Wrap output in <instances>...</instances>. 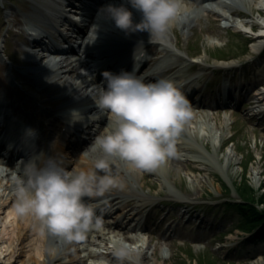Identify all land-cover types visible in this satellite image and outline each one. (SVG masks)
Masks as SVG:
<instances>
[{
	"label": "rangeland",
	"instance_id": "1",
	"mask_svg": "<svg viewBox=\"0 0 264 264\" xmlns=\"http://www.w3.org/2000/svg\"><path fill=\"white\" fill-rule=\"evenodd\" d=\"M258 1L248 3V12L243 11L242 5H237L242 10L234 11L233 17H236L235 20L239 24L237 28H224L223 21L217 23L213 20V14L200 10V14L187 28L175 25L164 33L165 40L171 46H175L178 40L179 45L184 46L190 53H197V56L206 60L215 62L219 57H237L234 60L241 63L236 69L240 75L233 82L246 83L244 87L248 88L245 89L251 90L246 103L252 102L253 108L258 106L259 102L257 97L251 101L255 95L252 91L264 86V49L260 48L263 49L261 52L260 49L251 51V45L257 38L248 31L250 23H259L255 28L258 33L263 27L264 10H259L264 7H259ZM8 13L6 5L0 7V22L3 23L0 27V37L8 26ZM242 19L247 20L249 24L243 27ZM176 30L180 31V37L175 36ZM246 111L252 114L254 112L251 108ZM248 112L231 114V120L226 125L221 124L220 118H217V124L221 125L219 138L223 141L219 145L218 138V143L213 146L211 140H207L208 151H204L214 162L178 159L175 162L178 167L173 170L169 180H163L157 174H148V170H141L142 179L139 177L138 180L140 183L145 181L141 190L159 203L147 218L144 216L145 224L142 228L145 232H138L142 235L151 234L149 239L154 247L152 254L148 251L151 255L146 258L145 263L150 264L152 258H156L164 264H208L213 259H218L219 264L223 259L234 264H264V242L249 241L247 235L237 229L239 212L225 205L229 198L235 201L240 199L236 190L237 183L241 190L247 192L246 195L258 199L262 193L264 198V114L251 115ZM194 142L197 146L205 145L201 140ZM173 155L177 158L181 156L180 152ZM170 189L174 193H171ZM179 205L188 206V209H191L190 215L184 213ZM148 211L149 209H146V214ZM188 216L191 217L187 220ZM125 246L127 243L122 246L124 251L135 254L143 252L140 247ZM11 255L12 251L9 250L6 255L9 264H21L22 255ZM103 262L126 264L122 260L109 262L100 259V263Z\"/></svg>",
	"mask_w": 264,
	"mask_h": 264
},
{
	"label": "clouds",
	"instance_id": "2",
	"mask_svg": "<svg viewBox=\"0 0 264 264\" xmlns=\"http://www.w3.org/2000/svg\"><path fill=\"white\" fill-rule=\"evenodd\" d=\"M142 13L133 20L132 11L124 4H108L104 11L125 31L147 30L162 35L182 18L184 0H128ZM106 85L91 93L96 111L87 121L106 114V123L79 154L89 157L93 167H69L54 152L34 153L27 161L14 166L17 214L33 216L42 233L70 241L86 231L96 216L98 205L89 198L102 196L119 186L113 164L124 161L139 170H153L173 155L185 122L191 117L190 102L181 85L169 78L149 80L138 70L120 73L105 70ZM79 108L69 109V122L85 121ZM27 135H37L34 128ZM55 145V142H54Z\"/></svg>",
	"mask_w": 264,
	"mask_h": 264
},
{
	"label": "bare ground",
	"instance_id": "3",
	"mask_svg": "<svg viewBox=\"0 0 264 264\" xmlns=\"http://www.w3.org/2000/svg\"><path fill=\"white\" fill-rule=\"evenodd\" d=\"M264 0H259L258 4L259 7H264ZM239 2L246 11L250 10V7L248 8V3H252L253 0H229V1H223L220 2L218 0H202L199 1V5L201 8H206L207 10L211 12H217L223 18L228 21H232V13L238 9L235 6V3ZM206 4L209 3V5L214 4L212 7H207ZM205 5V7H202ZM126 7H129L125 5ZM253 6H255V3H253ZM194 9H188L186 6V11L182 13V18L178 19L176 22L177 24H181L182 27H186L189 22V17H191V12H196ZM231 15V16H230ZM44 23H48V21H44ZM237 26L239 25L238 22ZM243 24V22H242ZM92 30L91 34H84L79 42V51L80 53H83L84 56L91 57L92 58V64L91 66H103V65H112L116 64L117 66H124L126 68H129L132 64L136 62V60L140 57L139 54V44H136V47L130 48L127 45H124V41H126V37L123 34H119L115 31H109V32H103L100 31L98 28L95 29L93 27V24L90 25ZM98 26H103L105 29H107V26L103 25V23H99ZM132 35V34H131ZM158 38V37H156ZM256 41L252 44L255 46L254 50H257L260 47V44H264V26L261 29V33L259 36L256 37ZM150 39V38H148ZM159 39V38H158ZM257 40H259V43H257ZM162 43H164L162 40H160ZM102 43V44H100ZM52 44V43H49ZM165 44V43H164ZM108 45V46H106ZM165 49L169 51V54L173 59L178 60L181 55L177 52L172 51L169 49L171 46H168V44H165ZM156 46H154L155 49ZM153 47L150 48L152 51ZM156 51V49H155ZM179 57V58H178ZM185 60V59H184ZM69 61H64L62 64L68 65ZM164 63V62H163ZM60 64V63H59ZM230 64V63H227ZM77 68L76 72H79V75L76 73L75 75H72V77H56L53 78L52 81L58 82L60 85H70L74 83L77 86L78 94L82 93L83 91L89 92L92 88L89 86L90 82L88 81V78H85V75L90 70V66L86 64V60L81 58H78V61L76 63ZM49 68H51V74L52 76H56L55 69L52 63L48 64ZM175 73V70L172 71ZM188 74L185 72L184 68L176 69V76L180 77L173 79L177 81L180 85H182L183 79L188 78ZM58 79V80H57ZM154 80V78H151ZM52 83V82H51ZM50 84V82H49ZM261 99L258 102H261L264 100V90L260 92ZM92 107H95V104L92 100L89 99L88 104L86 105V119L83 121V123L88 124L89 121H87V114L91 112ZM259 108L257 111H255V114H261L264 112V104L259 105ZM192 111L191 117L185 122L184 129L182 131V134L177 139L176 142V151L181 152L180 158L176 157L175 155H171L166 158L163 162L160 163L158 167H156L153 170H149L151 174H157V176L161 177L163 180H169L168 178L171 177V174L175 168L178 167V165L175 163L178 161V159L183 160H194L198 162L207 163V161L214 162L211 157L206 156V151L208 144L206 141L211 140L213 146L216 145L219 135V129L221 127L220 123L225 125L230 120V117L228 114H223L220 119V123L217 124V118L213 117L212 113L209 114L208 112H196ZM107 118H109L107 115L103 117L104 124L107 121ZM214 119V121L212 120ZM217 124V125H216ZM103 128V126L101 127ZM100 130L98 129V132ZM187 135V137H186ZM195 138L196 140H193ZM220 139V138H219ZM200 140L205 143L203 146H197L194 141L200 142ZM222 139H220L219 142ZM205 148V149H203ZM201 151L199 154H195ZM208 151V150H207ZM195 152V153H192ZM31 158V157H29ZM76 165V167L84 168V169H90L93 167V161L89 157H80L79 155L73 159V167ZM113 174L119 177L120 184L119 186L113 187L110 191L105 193L102 196H97L93 198H89L92 202H95L98 207L96 211V216L93 218L92 224L89 226V228L86 230V232H83L82 235H80L77 238H74L70 241H66L65 245L63 246V250H60L57 245L51 241L49 244L50 248L48 249V253H45L48 255V259L50 261L54 260L58 253H61V256L64 257L63 263L69 262L68 264H72L73 261H77V252L75 253L74 248L75 245L71 243V241H75V239H82L84 241L91 240V236H95L100 238V245H102L106 249V253L99 250L98 252H92L95 258H97L100 254H105V256H102L106 259H110L112 261H116L120 258H124L123 262L126 264H147L145 263L146 258H149V256L153 252V246L148 241L145 240L144 237H139V235H136L135 237H139L136 242H140V245H143L141 247L143 252H140L139 254L133 253H127L125 251H121L119 249V237H117L118 231L122 236H125L127 238H131V236L127 235V228L130 230H133L136 227L140 226V222L137 223H130L131 220L135 219L137 216V208H135V200L141 201V206H145L147 203L151 202L152 199L150 198V195L148 193L142 192L141 187L145 181H143L142 184H139L138 177H141L140 170L134 169L130 167L128 164H126L124 161L117 160L113 164ZM0 176V259L4 258V253L6 252L7 248H12L16 243H11V238L13 237V228L16 223L21 224H27V222L30 223L31 229H34L38 225V221L31 215L24 214L20 215L17 214L14 208L15 201L13 199H7L10 195L9 190H11L15 185H13L14 178H5ZM164 184V183H163ZM171 193H174L173 190H171ZM131 197L134 196V200H127L122 201L123 197ZM6 198V200L4 199ZM121 200V204H119V201ZM118 203V204H116ZM115 205V206H114ZM119 205V206H118ZM116 211H121L119 216H113V213ZM117 214V215H119ZM105 217L104 221V227H100L99 225L95 224L94 221L98 220L101 217ZM113 217L112 219H107L106 217ZM130 223V224H129ZM106 228V230H105ZM112 228V230L117 229V233L114 235L109 234V229ZM138 229V228H136ZM89 232V233H88ZM51 240L54 237V239L59 240L60 238L54 236L51 234ZM48 239V234L42 233V237L40 239L30 236L26 238V240H31L35 243V245L32 246V254L35 255V258H33L38 264H42V262H38V258L40 255L44 254V248L43 244L45 239ZM83 242V241H82ZM114 244V245H111ZM19 247H23V243H18ZM68 247V249H67ZM162 248V247H160ZM151 251V254L148 251ZM32 254H27L26 257H33ZM46 255V256H47ZM93 256V257H94ZM55 257V258H54ZM153 261L150 264H164L162 260L157 261L156 258H152ZM48 264H53V262H48ZM93 264H101L100 261L94 260Z\"/></svg>",
	"mask_w": 264,
	"mask_h": 264
},
{
	"label": "trees",
	"instance_id": "4",
	"mask_svg": "<svg viewBox=\"0 0 264 264\" xmlns=\"http://www.w3.org/2000/svg\"><path fill=\"white\" fill-rule=\"evenodd\" d=\"M237 190L241 194V202H228V206L240 212L239 227L252 232L253 239L264 241V198L262 193H260L258 199H254L252 196L246 195L247 192L241 190L239 185L237 186ZM259 204H262L261 208ZM209 263L218 264L213 260H210Z\"/></svg>",
	"mask_w": 264,
	"mask_h": 264
}]
</instances>
